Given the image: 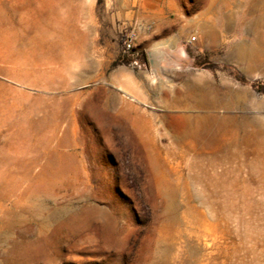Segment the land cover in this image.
Segmentation results:
<instances>
[{"label": "rangeland", "instance_id": "rangeland-1", "mask_svg": "<svg viewBox=\"0 0 264 264\" xmlns=\"http://www.w3.org/2000/svg\"><path fill=\"white\" fill-rule=\"evenodd\" d=\"M19 1L0 0V17ZM134 1L33 0L38 22L52 9L64 17L65 46L40 56L36 73L0 63V204L35 213L0 228V264H264V70L227 57L264 50V28H253L264 0ZM168 32L185 35L184 54L149 65V33ZM131 33L138 65L111 68ZM191 86L217 105L193 106ZM44 118L41 133L27 125ZM30 148L47 151L31 171L45 182L17 164ZM41 208L59 215L39 235ZM18 234L39 240L14 251L6 239Z\"/></svg>", "mask_w": 264, "mask_h": 264}, {"label": "bare ground", "instance_id": "bare-ground-1", "mask_svg": "<svg viewBox=\"0 0 264 264\" xmlns=\"http://www.w3.org/2000/svg\"><path fill=\"white\" fill-rule=\"evenodd\" d=\"M33 3H34L33 0H27V3H25L24 1L22 2L19 1L13 8L7 9L0 17V63L9 65L11 68H14L19 71H25V73L28 74L36 73L35 68L37 66V63L39 62L38 60L40 56L49 53L52 47L61 48L63 45L65 46L66 44L65 41L66 39L69 38L68 37L69 35L65 29V19L61 15V13L58 12L56 9L51 10L52 17L43 16L44 18L41 20V22H38V19L34 18L33 14L31 16H28L29 13L34 12V10L30 9L31 4ZM259 27L264 28V20H256L254 22L253 28L257 29ZM207 31L208 28L204 29V32H206V34H208ZM256 39H264V34H257ZM244 49L245 48L241 45L237 46L236 48L228 52L227 57L229 59L230 58L235 59L239 64L245 65L246 66L245 69L249 73L259 69L264 70V54H263L264 50H261V53L258 52L257 56L251 57V55L249 56ZM189 90H190L189 93L190 95L188 94L187 98L185 97L186 100L187 99L191 100L194 98L198 99V100L195 99L196 102L193 106L196 107L204 106L205 108L209 109L217 105L219 101L218 95L209 92L206 87L191 86ZM237 93L238 92L234 90L229 91L231 97L237 96ZM180 95L181 94L177 93V97H176L177 99L176 102L178 107L180 104H182L180 103L181 102L179 100L180 98L178 99V96ZM46 122H47V118L46 119L44 118L39 122H35V123L28 122L27 125L30 126V129H33L38 133H41L43 130L47 129ZM225 123L226 120L221 119L219 123L220 124L219 128H223ZM185 127L186 126H184V128ZM184 134L186 133L183 132L176 133V131H174L173 137L175 138L176 141H181L182 138L184 137ZM200 136H202L201 140L203 142L204 141L207 142L208 138L205 135L200 134ZM200 136L198 135V138H200ZM0 137H1V133H0ZM12 137L24 138L28 142L31 141V139L33 138V136H31V134H29L27 130L19 131L17 133L14 130ZM32 152H36L37 155L34 158L31 157L25 159V157H27V155L29 153L31 154ZM19 155H20V160L17 164L23 168L24 174L27 175V177H31L36 182H41V183L45 182L46 177H48L45 172L40 171L38 174H35L34 176L31 175V171L34 168V166L39 165L40 160H44L45 157H47L48 154L45 148L43 149L30 148L27 151L25 150L21 151ZM45 166L46 165L43 164L44 168ZM4 196L5 195H0V199H2ZM44 210L46 211L47 208L45 209L41 208L37 212L40 211L41 213H43ZM49 210H47L48 217L42 218L36 224V226H38L37 232L39 235L47 231V229L50 226V222L56 216L59 215L58 211H53L50 213L48 212ZM0 211L5 212V217H6L0 219V228L8 229V230L14 229L15 226L17 225L23 227L25 226L26 223L29 224L28 222H30V220L35 216V213H33L31 209L14 208L12 211L11 210L8 211L3 209L1 204H0ZM28 230L31 231L30 229ZM17 238H18L17 241H14L12 237L6 239L7 240L6 243H8L9 240L12 242L11 248L14 251L16 250L25 251L27 249L30 250V248L32 249V247L34 246V243L38 242L39 240L36 239L32 241L31 239H28L23 235L19 236V234Z\"/></svg>", "mask_w": 264, "mask_h": 264}, {"label": "crops", "instance_id": "crops-1", "mask_svg": "<svg viewBox=\"0 0 264 264\" xmlns=\"http://www.w3.org/2000/svg\"><path fill=\"white\" fill-rule=\"evenodd\" d=\"M120 0H118L119 2ZM122 4L126 7L131 4H135V1L127 2L126 0H121ZM130 12H123L124 15H130ZM133 13V12H132ZM210 36L212 37V26L210 27ZM144 34V33H138V35ZM150 36L153 38H157L156 41H153L156 46H152L149 51V55L147 54V60L149 65L151 63L159 64L160 60H163L164 56L171 55V56H178L181 57L184 54V46L181 45L180 40L185 38V35L183 33L173 34L172 32H168L165 34H153L149 33ZM161 69V68H160ZM127 79H132L131 76H127ZM125 82L122 83V85ZM126 84V83H125Z\"/></svg>", "mask_w": 264, "mask_h": 264}, {"label": "built area", "instance_id": "built-area-1", "mask_svg": "<svg viewBox=\"0 0 264 264\" xmlns=\"http://www.w3.org/2000/svg\"><path fill=\"white\" fill-rule=\"evenodd\" d=\"M133 40H134V34L131 33L127 36V38L124 41L122 52H123V55H126L128 58H130L131 64H133V66H136L138 65V63L133 58V51H132V47L134 46Z\"/></svg>", "mask_w": 264, "mask_h": 264}, {"label": "trees", "instance_id": "trees-1", "mask_svg": "<svg viewBox=\"0 0 264 264\" xmlns=\"http://www.w3.org/2000/svg\"><path fill=\"white\" fill-rule=\"evenodd\" d=\"M99 1V3H101V0H98ZM202 57L203 56H198L197 58H196V65L197 66H199V65H201L198 61H200V59H202ZM131 63V60L129 59V58H127L126 56H124V57H119V58H117L116 60H114L111 64H110V67L111 68H116V67H118V66H121V65H124V66H126V65H129Z\"/></svg>", "mask_w": 264, "mask_h": 264}]
</instances>
